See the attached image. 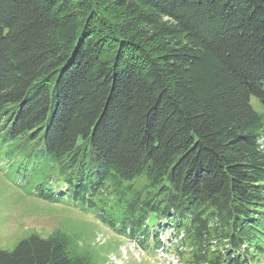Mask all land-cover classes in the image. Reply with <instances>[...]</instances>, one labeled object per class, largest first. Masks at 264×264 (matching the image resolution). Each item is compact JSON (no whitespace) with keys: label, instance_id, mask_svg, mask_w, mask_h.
<instances>
[{"label":"trees","instance_id":"trees-1","mask_svg":"<svg viewBox=\"0 0 264 264\" xmlns=\"http://www.w3.org/2000/svg\"><path fill=\"white\" fill-rule=\"evenodd\" d=\"M251 97L264 107V0H0V120L28 193L145 252L262 263ZM71 230L0 264H104Z\"/></svg>","mask_w":264,"mask_h":264},{"label":"rangeland","instance_id":"rangeland-1","mask_svg":"<svg viewBox=\"0 0 264 264\" xmlns=\"http://www.w3.org/2000/svg\"><path fill=\"white\" fill-rule=\"evenodd\" d=\"M251 105L264 115V107L257 98L251 97ZM5 126V120H0L1 251H13L20 241L33 233L48 237L58 228H67L83 231L84 239L106 258L104 264H185L173 262L174 252L164 258L143 251L136 242L116 235L91 214L50 204L29 194L33 186L22 178L21 167L12 153L15 142L4 139Z\"/></svg>","mask_w":264,"mask_h":264}]
</instances>
